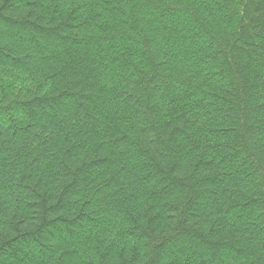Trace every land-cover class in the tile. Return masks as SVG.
Here are the masks:
<instances>
[{
  "label": "trees",
  "instance_id": "1",
  "mask_svg": "<svg viewBox=\"0 0 264 264\" xmlns=\"http://www.w3.org/2000/svg\"><path fill=\"white\" fill-rule=\"evenodd\" d=\"M0 264H264V0H0Z\"/></svg>",
  "mask_w": 264,
  "mask_h": 264
}]
</instances>
